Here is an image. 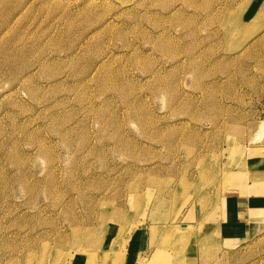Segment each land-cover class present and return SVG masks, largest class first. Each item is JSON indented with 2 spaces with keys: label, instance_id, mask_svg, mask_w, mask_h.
Instances as JSON below:
<instances>
[{
  "label": "rangeland",
  "instance_id": "obj_1",
  "mask_svg": "<svg viewBox=\"0 0 264 264\" xmlns=\"http://www.w3.org/2000/svg\"><path fill=\"white\" fill-rule=\"evenodd\" d=\"M263 153L264 0H0V264L173 258Z\"/></svg>",
  "mask_w": 264,
  "mask_h": 264
},
{
  "label": "crops",
  "instance_id": "obj_2",
  "mask_svg": "<svg viewBox=\"0 0 264 264\" xmlns=\"http://www.w3.org/2000/svg\"><path fill=\"white\" fill-rule=\"evenodd\" d=\"M241 158L242 156L235 164L240 165L243 160ZM245 164V169H240L247 174L245 183L228 185L225 194L220 198L217 211L203 216L192 214L193 219L185 223L193 224L195 229L191 235L189 229L184 232L186 244L175 257L158 260L153 255L156 244L151 248L143 245L142 248L141 241L145 240L146 245L151 235L150 232H142L140 228L132 233V242L126 243L124 247H115L112 243L114 237L110 236L104 249L101 248L100 251H120L118 262L121 264H139L142 257L147 258L144 264H205L202 255L206 252L208 256V248L212 249L209 255H217L227 245L237 246L247 241L264 227V153L248 159ZM218 248L221 250L218 251Z\"/></svg>",
  "mask_w": 264,
  "mask_h": 264
}]
</instances>
